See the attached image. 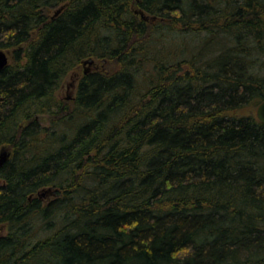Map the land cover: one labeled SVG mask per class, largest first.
<instances>
[{"label": "trees", "instance_id": "1", "mask_svg": "<svg viewBox=\"0 0 264 264\" xmlns=\"http://www.w3.org/2000/svg\"><path fill=\"white\" fill-rule=\"evenodd\" d=\"M0 50V264H264V0H0Z\"/></svg>", "mask_w": 264, "mask_h": 264}, {"label": "rangeland", "instance_id": "2", "mask_svg": "<svg viewBox=\"0 0 264 264\" xmlns=\"http://www.w3.org/2000/svg\"><path fill=\"white\" fill-rule=\"evenodd\" d=\"M140 14V13H139ZM141 16V15H140ZM145 16V15H144ZM142 17V16H141ZM143 18V17H142ZM146 21H150L151 19L147 18V19H144ZM6 54H7V57H8V62H12V57H13V51L12 50H5L4 51ZM93 64V65H92ZM100 63H98L96 60L95 62L91 64H88V63H82L81 64V68L70 73L62 82L61 86L59 87V89L56 91V97L58 99H60L63 103H67V102H70L71 101V98L74 97L75 95V91H76V85L78 83V80L80 77H82L83 73L85 70H87V72H91L94 70V68H100ZM73 85V86H72ZM254 114H256V109L254 110ZM37 118V121H39V125L41 127H47L48 124H49V119H48V116H38L36 117ZM8 152V151H7ZM9 153V152H8ZM10 155V153H9ZM2 184V181L0 180V185ZM43 191V190H41ZM46 193L43 194L45 195V197L43 198V203H48L50 200H52L53 198V195L51 194H48L49 190L48 189H45ZM4 226H1V232H0V236L4 235Z\"/></svg>", "mask_w": 264, "mask_h": 264}, {"label": "water", "instance_id": "3", "mask_svg": "<svg viewBox=\"0 0 264 264\" xmlns=\"http://www.w3.org/2000/svg\"><path fill=\"white\" fill-rule=\"evenodd\" d=\"M61 9H58L55 14H58ZM141 16L144 19H147L143 16V13H141ZM89 64H91V61H88ZM8 65V57L7 54L0 50V71H2L6 66ZM256 116L257 118L264 123V100L260 103V105L257 107L256 110ZM9 153L5 150L0 151V166L8 159ZM40 196H43V194H39Z\"/></svg>", "mask_w": 264, "mask_h": 264}]
</instances>
